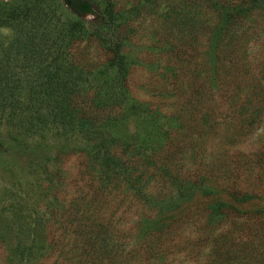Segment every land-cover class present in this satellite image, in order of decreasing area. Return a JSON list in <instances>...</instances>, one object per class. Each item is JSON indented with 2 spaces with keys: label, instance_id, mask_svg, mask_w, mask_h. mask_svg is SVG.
<instances>
[{
  "label": "trees",
  "instance_id": "obj_1",
  "mask_svg": "<svg viewBox=\"0 0 264 264\" xmlns=\"http://www.w3.org/2000/svg\"><path fill=\"white\" fill-rule=\"evenodd\" d=\"M62 1L75 17L92 12L87 0ZM21 2H0V26L13 31L11 63L0 69L8 124L41 139L55 126L53 156L75 158L74 193L57 216L58 242L67 247L53 264H264V135L256 150L232 152L264 124V83L250 73L249 33L241 31L251 15L264 21V0H136L139 19L150 18L146 34L173 54L153 88L170 108L156 118L145 116L130 93L113 4L86 37L106 55L98 77L89 78L96 67L82 47L71 51L82 38L72 25L81 22L68 19L66 33L55 35L42 24L39 2ZM209 36L214 60L226 69L222 77L230 73L231 120L213 116L209 99L192 93L206 86L199 80L205 70L200 63L192 74L187 52ZM69 137L79 141L72 150ZM189 161L198 168L193 176L183 172ZM126 213L137 217L133 227L122 225ZM134 233L139 241L131 245Z\"/></svg>",
  "mask_w": 264,
  "mask_h": 264
},
{
  "label": "rangeland",
  "instance_id": "obj_2",
  "mask_svg": "<svg viewBox=\"0 0 264 264\" xmlns=\"http://www.w3.org/2000/svg\"><path fill=\"white\" fill-rule=\"evenodd\" d=\"M12 1L14 0H0L3 3ZM17 1L22 4L21 0ZM35 1L39 2L46 18L42 23L43 26L47 24L46 27L55 35L61 33L63 36L66 33V30L62 29L68 19L81 22L72 25V30L75 27L82 29V38L76 39L71 44V51L82 47L88 64L96 67L88 74L89 78L98 77L97 71L101 70L100 66L106 62V55L99 43L88 41L86 37L96 25L106 5L113 4L117 10L118 23L121 25L119 30L123 37V51L130 64L128 86L133 100L145 116L153 115L156 118V115L162 116L167 112L171 102L155 95L153 88L159 81L161 83L164 68L173 66V54L171 48L156 44L151 40L153 35L146 34V31L151 29L150 18L145 16L143 22L139 19L136 0H87L92 12L79 17H75L64 6L62 0ZM241 31L249 33L248 40H245V49L250 73L256 80L264 83V21L261 17L251 15L250 19L242 24ZM12 33L9 25L0 26V69L9 67L11 63L8 49ZM206 39L200 44L197 42V46L187 52L190 57H186V60L191 63L192 74L198 75L202 66L205 70L199 80L205 82L206 86L199 87L192 93L209 99L211 104L208 111H211L213 116L231 120L233 106L229 101L227 88L230 73L229 76L226 74L222 77L226 69L222 65H217V61L214 60L211 36ZM61 42L57 38L54 40L56 45ZM52 48H55V45H52ZM249 67L246 69L245 65H242L240 72L248 74ZM18 71L19 77H26L22 68ZM217 72L222 78H219ZM167 75V78L171 79L169 72ZM238 79L241 81L240 85L244 87L245 76L241 75ZM9 110V103L0 98V264H53L58 261L57 257L60 254H64L67 247L66 240L58 242L62 230L57 218L64 208L63 201L74 193L75 158L73 155L62 159L53 156L54 148L57 146V141L54 140L55 126L49 127L44 139L38 136L37 131L33 133H27L25 129L16 131L8 124ZM263 135L264 124L232 152L238 155L241 152L256 150L263 144ZM66 144L72 150L79 145V141L69 137ZM43 154H46V157ZM44 158L46 159L43 161ZM197 169L189 161L183 172L193 176L197 173ZM119 217L124 227L129 228L137 224V217L131 213ZM207 230L205 228L202 233ZM134 234L131 245L139 241L137 233ZM197 253V247L189 251V255L193 258Z\"/></svg>",
  "mask_w": 264,
  "mask_h": 264
}]
</instances>
